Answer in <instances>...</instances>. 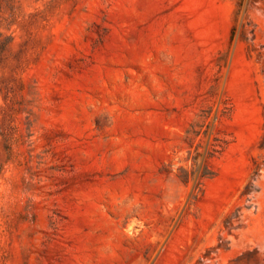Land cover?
Returning a JSON list of instances; mask_svg holds the SVG:
<instances>
[{
  "label": "rangeland",
  "instance_id": "rangeland-1",
  "mask_svg": "<svg viewBox=\"0 0 264 264\" xmlns=\"http://www.w3.org/2000/svg\"><path fill=\"white\" fill-rule=\"evenodd\" d=\"M0 264H264V0H0Z\"/></svg>",
  "mask_w": 264,
  "mask_h": 264
}]
</instances>
